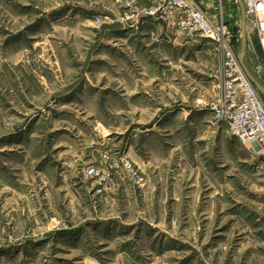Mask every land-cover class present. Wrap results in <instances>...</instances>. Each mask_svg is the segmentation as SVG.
<instances>
[{
  "label": "rangeland",
  "instance_id": "374dc122",
  "mask_svg": "<svg viewBox=\"0 0 264 264\" xmlns=\"http://www.w3.org/2000/svg\"><path fill=\"white\" fill-rule=\"evenodd\" d=\"M211 6L239 57L238 0ZM152 7L0 0V264H264V156L210 108L224 49Z\"/></svg>",
  "mask_w": 264,
  "mask_h": 264
},
{
  "label": "built area",
  "instance_id": "2783aa9c",
  "mask_svg": "<svg viewBox=\"0 0 264 264\" xmlns=\"http://www.w3.org/2000/svg\"><path fill=\"white\" fill-rule=\"evenodd\" d=\"M151 1L153 7L149 14L165 21L175 15L180 18L178 25L184 33L224 49L227 71L218 94L210 104L211 112L216 121L227 126L232 136L248 144L252 154L264 156V97L250 81L239 57L230 47L224 22L215 25L192 0ZM243 3L248 33L250 37H256L258 43V48L253 51L255 54L259 52L264 65V0H243Z\"/></svg>",
  "mask_w": 264,
  "mask_h": 264
},
{
  "label": "water",
  "instance_id": "95a60500",
  "mask_svg": "<svg viewBox=\"0 0 264 264\" xmlns=\"http://www.w3.org/2000/svg\"><path fill=\"white\" fill-rule=\"evenodd\" d=\"M240 9H241V28H242V37H241V50L239 53V61L244 69L246 75L256 87V89L260 92V94L264 97V85H262L257 78L249 71L245 64V57L248 50V39H247V17L245 13L243 0H238Z\"/></svg>",
  "mask_w": 264,
  "mask_h": 264
},
{
  "label": "crops",
  "instance_id": "0c3cea01",
  "mask_svg": "<svg viewBox=\"0 0 264 264\" xmlns=\"http://www.w3.org/2000/svg\"><path fill=\"white\" fill-rule=\"evenodd\" d=\"M199 6H200V8L202 9V10H204L205 11V13L208 15V16H210L211 18H213V16H214V14H215V12H216V9H215V7L213 6H211L212 5V3H215V0H194ZM240 7V6H239ZM222 10H223V7H222ZM241 10V9H240ZM220 15V14H219ZM175 19L176 18V16L175 15H172V17H171V19ZM170 19V20H171ZM176 35H179L178 34V32H177V34ZM251 52V51H250ZM215 89L216 88H212V93H209L210 95H209V97L211 98V96H213V92H215ZM227 129V128H226ZM227 131H228V129H227Z\"/></svg>",
  "mask_w": 264,
  "mask_h": 264
},
{
  "label": "trees",
  "instance_id": "16d2710c",
  "mask_svg": "<svg viewBox=\"0 0 264 264\" xmlns=\"http://www.w3.org/2000/svg\"><path fill=\"white\" fill-rule=\"evenodd\" d=\"M257 48H258V45H257Z\"/></svg>",
  "mask_w": 264,
  "mask_h": 264
}]
</instances>
